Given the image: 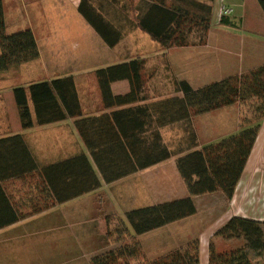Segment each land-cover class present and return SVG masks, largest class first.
<instances>
[{"label":"crops","instance_id":"1","mask_svg":"<svg viewBox=\"0 0 264 264\" xmlns=\"http://www.w3.org/2000/svg\"><path fill=\"white\" fill-rule=\"evenodd\" d=\"M214 4L205 44L166 51L158 46L153 54L141 55L146 60L147 95L141 101L120 106L114 101L105 103L97 69L131 58L116 57L96 38L99 65L83 73L60 75L74 76L83 135L76 125L79 117L24 129L18 110L13 118L9 116L5 97L16 105L15 87L53 76L0 84V264H93L96 256L117 249L134 235L150 259L198 236L201 264H209L210 239L232 216L264 221V109L262 115L254 110L252 119H244L247 101L194 116L191 121L197 140L205 144L236 132L246 121L260 119L258 137L231 199L218 191L196 195L194 214L142 234H135L127 219L133 209L189 196L175 156L131 171L139 131L148 134L156 129L149 104L183 95L175 90L178 80L199 88L264 64V10L259 0H215ZM221 4L234 8L229 17L237 26L219 21ZM132 32L143 37L141 30ZM111 87L114 94H124L130 91V82L115 81ZM258 102L255 109L263 105ZM30 104L34 109L31 97ZM186 125L178 121L159 127L163 141L170 148L175 140L186 141ZM15 135L20 138H8Z\"/></svg>","mask_w":264,"mask_h":264},{"label":"trees","instance_id":"2","mask_svg":"<svg viewBox=\"0 0 264 264\" xmlns=\"http://www.w3.org/2000/svg\"><path fill=\"white\" fill-rule=\"evenodd\" d=\"M264 10V0H259ZM215 0H80V14L109 47H115L131 31L150 35L160 50L205 44L214 14ZM0 0V73L40 57L37 39L31 28L8 33ZM237 26L229 15L219 20ZM130 59V58H129ZM141 55L119 64L99 68L96 77L107 104L125 105L146 99L144 67ZM130 82V91L114 94L112 83ZM183 95L169 96L149 104L155 115L156 129L139 131V148L133 155L134 170L143 169L177 157V167L189 196L127 212L135 234H142L190 216L197 211L193 197L222 192L231 199L242 177L261 127L260 119L246 121L236 132L201 144L191 121L194 116L257 98L264 109V64L241 74L194 88L187 80L176 82ZM14 100L24 129L79 117L76 125L83 135L81 103L73 74L35 81L14 88ZM30 94V95H29ZM30 97L34 109L30 104ZM107 106V105H106ZM186 121L189 137L175 140L170 148L162 139L159 127ZM244 122V120H243ZM193 136V137H192ZM20 138L19 135L8 138ZM192 137V138H191ZM2 139H0L1 141ZM130 171H128L129 173ZM233 241L237 245H233ZM221 243L229 244L220 247ZM93 264H201L200 240L196 236L185 246L173 248L152 259L146 258L141 242L134 235L117 249L96 256ZM209 264H264V221L246 216H232L219 228L209 243Z\"/></svg>","mask_w":264,"mask_h":264},{"label":"rangeland","instance_id":"3","mask_svg":"<svg viewBox=\"0 0 264 264\" xmlns=\"http://www.w3.org/2000/svg\"><path fill=\"white\" fill-rule=\"evenodd\" d=\"M79 1L2 0L7 32L13 33L31 28L38 42L40 57L31 62L17 65L19 66H16L17 68L14 66L11 71L0 73V78L1 76L5 77L0 80V84L30 83V81L50 76L57 77L67 71L83 73L84 70L91 69V65H99L98 53L100 51L95 41L96 38L103 39L78 11ZM224 5L226 4L219 6L218 15ZM228 7L232 8L234 12L233 7ZM249 15L254 18V13ZM131 32L122 39L115 49L106 47L107 50H111L116 57L123 59L145 53L153 54L158 43L145 32L140 38L138 37L141 34L139 35L138 32L131 34ZM236 32L238 31L236 30ZM102 42L104 46H108L104 40ZM215 51H217V47H215ZM94 52L97 55H94ZM101 59L104 61V56ZM5 101L8 104L9 116L13 118L18 114V108L16 105H11L6 97ZM258 103L257 98H251L247 103H244V119H252L256 115L254 110ZM233 245H237V242L233 241ZM221 246L222 248L229 247V244Z\"/></svg>","mask_w":264,"mask_h":264},{"label":"built area","instance_id":"4","mask_svg":"<svg viewBox=\"0 0 264 264\" xmlns=\"http://www.w3.org/2000/svg\"><path fill=\"white\" fill-rule=\"evenodd\" d=\"M233 13V10H232V8H230V7H228V6H226V5H224L222 8H221V10H220V12H219V20H220V17L222 16V15H230V14H232Z\"/></svg>","mask_w":264,"mask_h":264}]
</instances>
